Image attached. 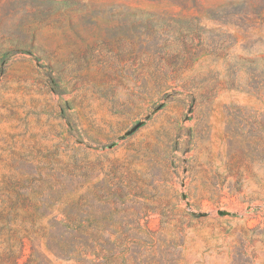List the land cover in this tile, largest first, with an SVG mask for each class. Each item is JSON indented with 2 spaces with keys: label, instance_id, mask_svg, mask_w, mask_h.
Instances as JSON below:
<instances>
[{
  "label": "rangeland",
  "instance_id": "1",
  "mask_svg": "<svg viewBox=\"0 0 264 264\" xmlns=\"http://www.w3.org/2000/svg\"><path fill=\"white\" fill-rule=\"evenodd\" d=\"M0 264H264V0H0Z\"/></svg>",
  "mask_w": 264,
  "mask_h": 264
}]
</instances>
